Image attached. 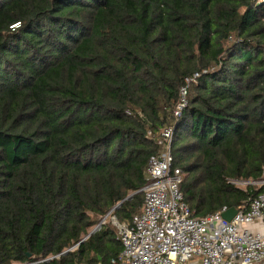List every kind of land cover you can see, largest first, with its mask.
I'll use <instances>...</instances> for the list:
<instances>
[{"label": "trees", "instance_id": "trees-1", "mask_svg": "<svg viewBox=\"0 0 264 264\" xmlns=\"http://www.w3.org/2000/svg\"><path fill=\"white\" fill-rule=\"evenodd\" d=\"M167 127L192 217L264 194L233 184L264 181V0H0V264L117 258L80 241L140 213Z\"/></svg>", "mask_w": 264, "mask_h": 264}, {"label": "built area", "instance_id": "built-area-1", "mask_svg": "<svg viewBox=\"0 0 264 264\" xmlns=\"http://www.w3.org/2000/svg\"><path fill=\"white\" fill-rule=\"evenodd\" d=\"M199 77L195 73L184 79L174 117L186 107L187 89ZM173 139L174 128L160 131L157 145L161 150L148 160L145 185L140 189L143 205L132 223H119L111 211L94 227L95 233L110 219L115 228L121 252L109 264H187L193 260L198 264H264V233L254 234L248 228L264 215V194L248 199L230 222L222 219L225 207L203 218L192 217L180 191L185 175L174 166Z\"/></svg>", "mask_w": 264, "mask_h": 264}, {"label": "water", "instance_id": "water-1", "mask_svg": "<svg viewBox=\"0 0 264 264\" xmlns=\"http://www.w3.org/2000/svg\"><path fill=\"white\" fill-rule=\"evenodd\" d=\"M131 197H132V195L131 196H129V197H127V199L126 200H129V199H131ZM236 213H237V209H235V208H230V209H228L226 212H224V213H222V219L224 220V221H226V222H230L232 219H233V217L236 215ZM94 233V231H91L84 239H82L81 241H80V243L81 242H83L84 240H86L89 236H91L92 234ZM67 252H69V251H65L64 253H62V255H64V254H66Z\"/></svg>", "mask_w": 264, "mask_h": 264}, {"label": "crops", "instance_id": "crops-1", "mask_svg": "<svg viewBox=\"0 0 264 264\" xmlns=\"http://www.w3.org/2000/svg\"><path fill=\"white\" fill-rule=\"evenodd\" d=\"M249 230L256 234V233H264V215L262 217V219L256 221L254 224L250 225ZM187 264H198V261H190Z\"/></svg>", "mask_w": 264, "mask_h": 264}, {"label": "rangeland", "instance_id": "rangeland-1", "mask_svg": "<svg viewBox=\"0 0 264 264\" xmlns=\"http://www.w3.org/2000/svg\"><path fill=\"white\" fill-rule=\"evenodd\" d=\"M235 186L244 189V188L247 186V183H244V182H241V183H240V182H239V184H238V185H235ZM105 225H107L110 229H112L113 231H115V228H114V226L112 225L110 219H108V220L106 221ZM95 226H96V225H95ZM95 226H93V227L89 230V233H90L91 231H93V229H94ZM49 258H50V257H49Z\"/></svg>", "mask_w": 264, "mask_h": 264}]
</instances>
